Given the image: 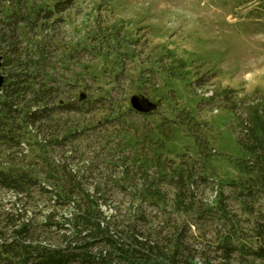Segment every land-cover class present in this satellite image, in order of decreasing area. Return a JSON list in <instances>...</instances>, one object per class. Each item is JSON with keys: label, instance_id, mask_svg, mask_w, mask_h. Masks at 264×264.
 <instances>
[{"label": "trees", "instance_id": "trees-1", "mask_svg": "<svg viewBox=\"0 0 264 264\" xmlns=\"http://www.w3.org/2000/svg\"><path fill=\"white\" fill-rule=\"evenodd\" d=\"M256 1L248 15L264 19ZM75 2L0 0V264L264 260V98L225 93L247 154L222 181L211 129L189 111L138 122L157 109L67 73L87 49L65 28ZM178 125L197 157L165 151Z\"/></svg>", "mask_w": 264, "mask_h": 264}, {"label": "rangeland", "instance_id": "rangeland-1", "mask_svg": "<svg viewBox=\"0 0 264 264\" xmlns=\"http://www.w3.org/2000/svg\"><path fill=\"white\" fill-rule=\"evenodd\" d=\"M252 0H76L67 33L86 46L80 73L87 94L101 91L124 101L145 95L157 104L138 122L177 118L187 110L203 127L215 155L211 170L222 181L240 175L235 159L247 153L237 141L236 119L225 93L247 103L264 98V19L249 17ZM85 54V55H84ZM2 65V62H1ZM1 67V66H0ZM83 92V91H82ZM170 156L197 157L183 125L165 143ZM264 264V260H253Z\"/></svg>", "mask_w": 264, "mask_h": 264}, {"label": "water", "instance_id": "water-1", "mask_svg": "<svg viewBox=\"0 0 264 264\" xmlns=\"http://www.w3.org/2000/svg\"><path fill=\"white\" fill-rule=\"evenodd\" d=\"M0 66H1V55H0ZM3 76L0 72V84L2 83ZM131 107L140 113H150L157 109V104L150 100L145 95L133 94L130 99Z\"/></svg>", "mask_w": 264, "mask_h": 264}]
</instances>
